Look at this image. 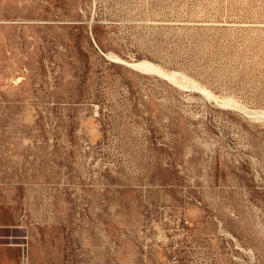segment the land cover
<instances>
[{
  "label": "rangeland",
  "instance_id": "1",
  "mask_svg": "<svg viewBox=\"0 0 264 264\" xmlns=\"http://www.w3.org/2000/svg\"><path fill=\"white\" fill-rule=\"evenodd\" d=\"M0 264H264V0H0Z\"/></svg>",
  "mask_w": 264,
  "mask_h": 264
}]
</instances>
